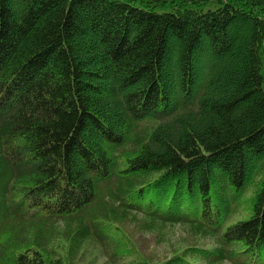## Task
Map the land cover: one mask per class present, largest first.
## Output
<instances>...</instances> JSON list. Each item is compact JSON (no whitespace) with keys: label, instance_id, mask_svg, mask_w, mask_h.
<instances>
[{"label":"trees","instance_id":"trees-1","mask_svg":"<svg viewBox=\"0 0 264 264\" xmlns=\"http://www.w3.org/2000/svg\"><path fill=\"white\" fill-rule=\"evenodd\" d=\"M133 214L264 264V0H0V264L125 261Z\"/></svg>","mask_w":264,"mask_h":264},{"label":"rangeland","instance_id":"rangeland-1","mask_svg":"<svg viewBox=\"0 0 264 264\" xmlns=\"http://www.w3.org/2000/svg\"><path fill=\"white\" fill-rule=\"evenodd\" d=\"M249 211L242 209L234 218L247 217ZM112 227L115 238L120 246H131L132 253L128 256L126 264H161L177 254H186L192 247L212 248L217 241L213 237H204L194 234L182 225L167 226L159 228L160 231H150L145 228L144 219L141 215H132L123 222L115 223L108 221ZM43 231L48 234L52 232V240L59 242L62 247L67 248L70 239L66 237L67 227L61 223L43 226ZM197 248V249H198ZM77 264H124V261H113L109 259L106 248L89 244L79 253L76 258ZM197 264H205L198 258L190 257ZM219 264H231L228 260Z\"/></svg>","mask_w":264,"mask_h":264}]
</instances>
